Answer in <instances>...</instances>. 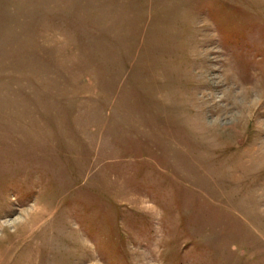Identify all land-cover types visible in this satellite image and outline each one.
Listing matches in <instances>:
<instances>
[{"label": "rangeland", "instance_id": "1", "mask_svg": "<svg viewBox=\"0 0 264 264\" xmlns=\"http://www.w3.org/2000/svg\"><path fill=\"white\" fill-rule=\"evenodd\" d=\"M0 264H264V0H0Z\"/></svg>", "mask_w": 264, "mask_h": 264}]
</instances>
